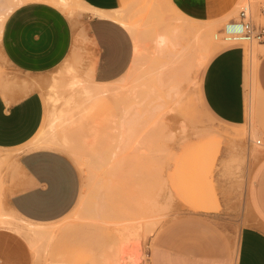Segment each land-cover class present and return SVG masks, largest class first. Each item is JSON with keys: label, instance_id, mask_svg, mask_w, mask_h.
I'll use <instances>...</instances> for the list:
<instances>
[{"label": "rangeland", "instance_id": "1", "mask_svg": "<svg viewBox=\"0 0 264 264\" xmlns=\"http://www.w3.org/2000/svg\"><path fill=\"white\" fill-rule=\"evenodd\" d=\"M70 1L74 14L58 0L35 1L59 10L72 24L71 50L55 68L21 74L0 44V82L39 94L44 119L36 141L68 157L81 185L74 208L41 224L42 233L34 236L27 230L32 222L15 215L7 203L15 151H0V232L22 244L21 264H148L157 230L182 207H210L222 190L246 204L238 227L251 223L256 213L249 187L264 160V124L256 121L261 114L256 116L255 108L264 107V101L247 65L251 58L258 62L263 48L225 40L224 29L241 10L264 26V0H240L232 14L212 22L190 20L166 0L128 1L112 12L132 38V62L123 76L103 84L90 75L94 52L83 14L94 16L77 11L78 0ZM8 7L0 0L5 18L0 42ZM234 46L246 54L247 122L242 126L213 118L199 93L207 63ZM54 115L58 119L51 126Z\"/></svg>", "mask_w": 264, "mask_h": 264}, {"label": "crops", "instance_id": "2", "mask_svg": "<svg viewBox=\"0 0 264 264\" xmlns=\"http://www.w3.org/2000/svg\"><path fill=\"white\" fill-rule=\"evenodd\" d=\"M104 12L120 10L130 0H80ZM170 8L190 20L219 21L234 12L240 0H166ZM87 16L88 37L93 45L90 75L98 84L110 83L128 70L133 46L130 34L119 24ZM81 15V16H83ZM72 24L59 10L30 2L16 7L4 22L1 48L19 73L32 76L61 64L72 47ZM258 55L255 79L258 97L264 101V45ZM243 50L227 48L213 56L204 68L200 99L206 111L229 126L247 122ZM256 121L264 124L263 104ZM44 119V105L36 92L0 82V151H15L7 203L18 217L32 224H48L66 216L80 195V176L71 162L52 147L36 141ZM220 194V195H219ZM210 207L199 204L164 224L152 238L148 264H264V160L249 187L256 213L246 218V204L219 193ZM23 246L14 236L0 232V264H15ZM24 263V261L22 262Z\"/></svg>", "mask_w": 264, "mask_h": 264}, {"label": "bare ground", "instance_id": "3", "mask_svg": "<svg viewBox=\"0 0 264 264\" xmlns=\"http://www.w3.org/2000/svg\"><path fill=\"white\" fill-rule=\"evenodd\" d=\"M37 0H5V2H8L9 3V6L8 8H5L6 11H7V14H10L16 7L20 6V5H23L25 3H30V2H35ZM71 14H74L75 13V6H72L71 4V1L70 0H58ZM78 5L79 6V9L77 11L79 12H83V13H91L93 14L94 17H98V18H106V19H109L113 22L116 23V16L113 12H104V11H100V10H96V9H93V8H89L87 7L84 3H82L80 0H78ZM43 3V2H41ZM47 4V3H46ZM65 12V11H64ZM5 18H1L0 17V25L3 23ZM120 26L122 28L125 27L124 24L120 23ZM195 29V28H194ZM195 32L197 33V36L199 38V36H202L200 35V30L199 29H196ZM200 39V38H199ZM158 44L160 46H162V44H164V39L162 37H158ZM198 64H202V61ZM256 66H257V62L255 63L253 61V59L251 58L250 62L248 63L247 65V71H248V77L250 78V80H252V82H254V86H255V91L256 93L258 92L257 91V87H256V79H255V72H256ZM258 94V93H257ZM89 110V108H86ZM87 110V111H88ZM56 114V113H55ZM55 116V115H54ZM52 117L51 119V126L54 124V122H56V120L58 118L55 117ZM46 147V146H44ZM140 151V150H139ZM143 155V153H141ZM140 185V184H139ZM29 227H28V233L34 235V236H38L42 233V231L40 230V224H32V223H28ZM113 264H120L118 262V260H116Z\"/></svg>", "mask_w": 264, "mask_h": 264}, {"label": "built area", "instance_id": "4", "mask_svg": "<svg viewBox=\"0 0 264 264\" xmlns=\"http://www.w3.org/2000/svg\"><path fill=\"white\" fill-rule=\"evenodd\" d=\"M224 34L228 41L264 45V26L255 25L246 10H241L238 18L225 26Z\"/></svg>", "mask_w": 264, "mask_h": 264}]
</instances>
